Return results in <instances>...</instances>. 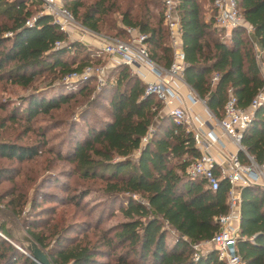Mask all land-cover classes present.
I'll use <instances>...</instances> for the list:
<instances>
[{"label": "trees", "instance_id": "16d2710c", "mask_svg": "<svg viewBox=\"0 0 264 264\" xmlns=\"http://www.w3.org/2000/svg\"><path fill=\"white\" fill-rule=\"evenodd\" d=\"M60 1L73 19L90 31L106 28L119 39L128 37L126 27L145 34L149 57L163 67L170 65L172 54L162 23L161 0ZM236 2L260 46L258 57L254 42L242 27L232 29L226 39L213 23V12L205 19L207 9L212 10V0H177L175 8L183 52L182 80L217 118L228 94L235 97L239 107L247 108L264 89L259 66L260 60L264 67V0ZM38 4L41 0H0V82L26 89L42 75L61 79L97 62L84 44L68 40L50 15L37 12ZM113 12L119 16L118 24L107 20ZM55 42L65 46L56 48ZM69 54L83 56L78 62H69ZM213 75L216 79L212 81ZM105 77L96 89L106 102L102 110L105 119L91 120L84 130L71 128V145L63 153H54L57 160L71 165V170L61 174L65 179L76 175L101 183L99 191L105 205L94 214L83 201L92 188L67 193L66 184L46 176L66 195L43 192L42 201L51 205L37 210L45 216L22 220L26 234L44 251L50 264H223L213 250H204L193 259L192 246L209 239L218 228L217 218L227 212L226 179L221 178L211 190L203 179L186 174V166L198 155L191 133L165 114L154 95L144 94V83L127 66L116 65ZM95 83L91 77L77 81L75 91L58 87L53 92L22 96L20 104L0 118V134L8 122L30 123L38 115H49L86 96ZM85 111L79 113L83 121ZM148 127L152 133L139 147ZM40 136L44 138V134ZM240 145L243 152L238 150L236 156L242 162H247L245 153L264 167V101L254 109ZM44 146V140L20 144L0 136V159L29 161ZM137 149V156L129 158ZM13 171L0 167V181H13ZM8 194L11 198L4 202L6 194H0V264H32L9 242L7 227L17 226L15 217L20 210L16 208L23 201L20 203L22 195L18 192ZM53 205L71 206L73 210L56 216ZM237 210L235 248L241 264H264V189L256 184L239 186ZM116 212L122 220L102 228L105 219Z\"/></svg>", "mask_w": 264, "mask_h": 264}, {"label": "built area", "instance_id": "2783aa9c", "mask_svg": "<svg viewBox=\"0 0 264 264\" xmlns=\"http://www.w3.org/2000/svg\"><path fill=\"white\" fill-rule=\"evenodd\" d=\"M162 23L167 31L168 45L171 49L172 59L168 67H163L154 62L148 54L144 43L145 34L134 28L126 27L128 37L123 40L116 37H101L96 44L97 52L102 56L98 66L87 64L80 71H71L61 77L65 84L86 80L93 77L98 89L104 79V74L116 65L127 66L130 73L144 83V94L154 95L162 104L165 114L170 116L175 124H182L192 136L194 147L198 155L190 160L185 172L188 176L201 178L207 188L215 190L219 180L225 178L228 183L227 212L217 218L218 228L207 240L194 244L192 258L196 259L202 248L213 250L217 259L223 264H241L236 252L235 242L238 238L239 213L237 210L238 187L256 184L264 189V167L257 165L245 154L247 162H241L236 154L229 155L226 166L216 174L215 162L207 152V148L219 143L213 135L211 128L218 127L221 132L241 151L240 139L243 131L251 121L254 109L264 101V89L257 92L251 99L247 108L237 105L233 95L228 94L222 108L221 117L213 116L208 110V118L203 120L196 115H190L184 103L193 105L203 102L190 88L186 93L180 94L172 83L183 82L181 71L183 68V52L181 49V36L179 18L176 12L177 0H161ZM42 10L51 16L59 29L67 34L73 29L80 31V36L88 34L90 30L76 23L69 11L61 4L60 0H41ZM212 19L214 25L229 36L232 29L242 27L246 35L250 36L251 28L243 21L236 0H212ZM90 35V34H89ZM81 41V40H78ZM83 43V42H81ZM56 48L65 46L64 42H55ZM257 57L259 53H256ZM144 69L153 77L152 81L145 80ZM216 75L212 76V81ZM203 128L208 131L203 132ZM152 133L151 127L139 139V147L144 145ZM139 149L133 151L129 158L136 157ZM135 198V195L131 196Z\"/></svg>", "mask_w": 264, "mask_h": 264}, {"label": "rangeland", "instance_id": "374dc122", "mask_svg": "<svg viewBox=\"0 0 264 264\" xmlns=\"http://www.w3.org/2000/svg\"><path fill=\"white\" fill-rule=\"evenodd\" d=\"M37 9V12H41L42 5L38 4ZM107 20L109 23L115 22L118 24L119 16L116 12H113L108 14ZM76 23L80 24L78 21H76ZM221 32L224 38L227 39L229 37L224 35L223 30H221ZM80 34V31L73 29L72 31H69L67 38L72 41L81 40L78 42H83L82 44H84L85 51L91 52L90 58L93 61H97L92 65L98 66L101 64L103 59L96 51L98 39L105 36L114 37L113 32L108 31L106 28H101L98 32L90 31L88 34H84L82 38L79 37ZM3 35L8 36L9 33H4ZM122 39L125 40L124 38ZM82 56V54H77L76 56L69 54L67 56V60L71 62L75 59L76 62H78ZM106 73L107 72H105L103 79L106 78ZM49 78L50 76L42 75L36 78L32 85L33 87H28L26 89H22L16 85L0 82V103L4 104V109L0 110V118L4 117L9 112L11 107L18 106L20 104L21 97L24 95H28L33 92L49 93L53 92V90L58 87L67 92L68 90L75 91L77 88V85H75L76 82L65 84L61 81V79L53 80ZM90 101L91 103H89ZM105 107L106 102L102 95L100 96L97 94L95 83L94 89L90 88L86 96L77 97L68 105H63L60 109L51 112L49 115H38L37 118L30 123H25L23 121L6 123V128L3 129L0 134L1 139L3 140L14 141L20 144H36L38 141H45V146L40 149V153L32 160L17 163L13 160L9 161L0 159V167L14 169L12 172L14 175L13 181H0V194H6L3 196L2 201L4 202L11 198L8 192L13 194L18 192V194L22 195L20 203L23 201V203L16 208L17 210H20V214L15 217L17 220V226L9 224L7 228L14 231L22 230L25 232L24 228L21 226L22 220L45 216L41 214L39 215L37 211L39 208L51 205L48 202L46 203L45 201H42L43 199L41 194L43 192H52L60 196L66 195L64 191L57 188V186L50 181L46 180V176H53L54 178H58L62 184H66L69 188V192L67 193L72 192V190H80L85 187L92 188V191L89 192L83 201L86 207L94 209V214L100 210L101 206L105 205L106 202L103 201L104 195L99 191L101 183H99L98 180H82L76 175H73L70 179H65L61 176V174H65V172L71 170V165L65 160H57L54 155L57 151L63 153L66 146L71 145L70 138L72 132H74L71 131V128L72 130H84L87 123L91 122V120H104L105 115L102 110ZM83 110H86V117L84 121L81 120L79 116V113ZM41 134H44L43 139L40 136ZM132 159H134V157H132ZM33 202L34 205H32ZM53 206L56 216L59 214L62 215L64 212L70 214L73 210V207L71 206ZM104 213L106 214L107 211L105 210ZM1 220L2 218L0 216V221ZM120 220H122V217L118 212H116L114 215L107 217L101 227H107ZM9 240L16 246L21 247L18 241L13 240L11 237ZM205 249L206 248H202L200 253Z\"/></svg>", "mask_w": 264, "mask_h": 264}, {"label": "crops", "instance_id": "0c3cea01", "mask_svg": "<svg viewBox=\"0 0 264 264\" xmlns=\"http://www.w3.org/2000/svg\"><path fill=\"white\" fill-rule=\"evenodd\" d=\"M211 12H212L211 8L207 9V11L205 12V19L208 18V16L211 14ZM248 37H250V36H248ZM253 45H254V50L257 52L255 44H253ZM259 66L261 69V73L264 76V67H263L260 60H259ZM142 71L145 73V80H148V81L153 80V77L151 75H149L144 69H142ZM172 84H174L173 86L178 89L180 94L186 93L187 89L189 88L184 83V81L183 82L177 81V82H174ZM184 106L187 109L188 114L196 115L203 120H206L208 118L207 108L201 102L195 103L193 105H188L187 103H184ZM204 131L205 132L208 131V128H203V132ZM211 131H212L213 135L217 137V139L219 140V143L210 145L207 148V152L214 159V162H215L214 171H215V173L220 174V171L223 168H225V166H226V161H227L228 156L236 154L239 149L230 141L229 138H227L221 132V130L218 127L215 126V127L211 128ZM244 155H245V153H244Z\"/></svg>", "mask_w": 264, "mask_h": 264}, {"label": "water", "instance_id": "95a60500", "mask_svg": "<svg viewBox=\"0 0 264 264\" xmlns=\"http://www.w3.org/2000/svg\"><path fill=\"white\" fill-rule=\"evenodd\" d=\"M250 38L256 46L257 53H259L261 50L260 46L252 34H250ZM7 232L13 240H16L20 243L21 247L16 246L9 240L8 241L22 253L26 254L31 259L32 264H50L44 251L24 231H14L10 228H7Z\"/></svg>", "mask_w": 264, "mask_h": 264}]
</instances>
